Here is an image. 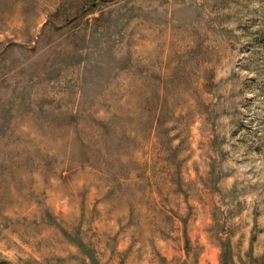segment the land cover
<instances>
[{
    "label": "rangeland",
    "instance_id": "374dc122",
    "mask_svg": "<svg viewBox=\"0 0 264 264\" xmlns=\"http://www.w3.org/2000/svg\"><path fill=\"white\" fill-rule=\"evenodd\" d=\"M0 264H264V0H0Z\"/></svg>",
    "mask_w": 264,
    "mask_h": 264
}]
</instances>
